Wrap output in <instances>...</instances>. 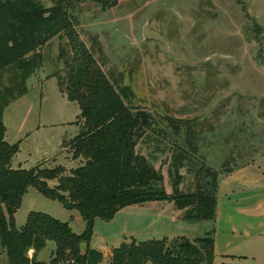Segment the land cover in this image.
<instances>
[{
	"label": "rangeland",
	"instance_id": "rangeland-1",
	"mask_svg": "<svg viewBox=\"0 0 264 264\" xmlns=\"http://www.w3.org/2000/svg\"><path fill=\"white\" fill-rule=\"evenodd\" d=\"M69 1L77 40L86 44L110 78L130 85L137 108L153 115L155 129L146 131L135 150L161 170L166 192L172 190L167 170L176 140L167 117L195 120L198 156L216 169H232L264 155V0H117L112 5L113 0ZM42 3L50 5L49 0ZM144 29L160 37L144 36ZM33 54L40 56L41 64L25 80L27 93L4 109V139L19 145L11 166L29 169L42 162L45 167L62 165L69 172L82 163L65 147L80 131L79 107L60 92L55 74L64 73L70 41L61 32ZM18 73L15 68L1 73L0 84L19 79ZM180 173V191L192 190L191 167ZM56 183L48 180L51 187ZM252 198L256 202L258 194ZM29 211L67 221L75 233L85 227L77 210L64 208L34 187L28 188L14 214L17 228ZM178 211L158 201L126 206L110 220L97 217L90 245L104 253L101 263L108 264V252L122 242L180 235L194 240L214 226L218 248L230 244L231 253L245 256L233 263L264 264V211L251 219L235 207L233 233L231 226L219 223L220 211L214 221H179L174 219ZM53 244L47 242L39 259L48 258ZM0 264H7L1 248Z\"/></svg>",
	"mask_w": 264,
	"mask_h": 264
},
{
	"label": "trees",
	"instance_id": "trees-1",
	"mask_svg": "<svg viewBox=\"0 0 264 264\" xmlns=\"http://www.w3.org/2000/svg\"><path fill=\"white\" fill-rule=\"evenodd\" d=\"M49 2L0 0V74L11 68L19 72V79L7 86L0 84V248L7 264H101L103 253L90 247L95 218L110 220L117 211L134 204L166 201L182 210L181 220L214 221L218 176L231 169L228 165L216 169L198 156L195 120L166 118L176 138L167 170L172 188L168 193L161 170L135 150L146 131L155 129L153 115L137 108L130 85L110 78L86 44L77 40L68 12L70 1ZM116 2L111 1V5ZM61 32L70 41L71 55L63 57V75L55 74L57 86L68 100L78 104L81 125L65 147L82 163L69 172L62 165L45 167L42 162L29 169L13 168L11 161L19 145L4 139V109L27 93L25 80L41 64L40 56L33 53ZM29 54L33 56L27 59ZM158 131L167 137L165 130ZM186 166L191 167L194 188L182 192L180 169ZM52 179L57 183L51 187L48 180ZM29 187L68 210H77L85 221L83 231L77 234L67 221L39 211H29L17 228L14 214ZM214 232L212 226L205 236L194 240L180 235L170 240L122 242L110 250L108 264H238L214 262ZM47 241L55 248L47 262L39 261L37 254Z\"/></svg>",
	"mask_w": 264,
	"mask_h": 264
},
{
	"label": "crops",
	"instance_id": "crops-1",
	"mask_svg": "<svg viewBox=\"0 0 264 264\" xmlns=\"http://www.w3.org/2000/svg\"><path fill=\"white\" fill-rule=\"evenodd\" d=\"M253 194H258V200L256 202L252 198ZM235 207L240 208V211H242L246 216L250 215L249 218L251 219L254 218L258 212L264 211V155L257 156L255 158L253 157L238 166H233L231 171L228 173H219L215 218L217 212L220 211V219L222 220L221 222L219 221V223L226 224L228 228L231 226V229L229 228V230L232 233L233 226H235ZM181 213L182 210H179L174 219L185 221L179 218ZM222 215H224V218H222ZM251 219H246V221L249 222ZM217 246L218 245L214 239L215 263H233L238 261V258H240V261H243L242 258L245 257L244 255H235V253H231L229 249L230 244H228V246L225 245L223 248H218ZM90 247L94 248L91 245ZM54 248L55 245L53 244V248L46 260L39 259L41 253V251H39L37 254V260L47 262ZM97 250L101 251L100 249ZM32 252L33 250L31 249L29 251V255H31ZM109 254L110 252H108V255ZM218 256L221 258L220 262L216 261V257Z\"/></svg>",
	"mask_w": 264,
	"mask_h": 264
},
{
	"label": "water",
	"instance_id": "water-1",
	"mask_svg": "<svg viewBox=\"0 0 264 264\" xmlns=\"http://www.w3.org/2000/svg\"><path fill=\"white\" fill-rule=\"evenodd\" d=\"M143 35L147 36V37H152V38H159L160 37V35L157 34L156 32L148 31L147 29H144ZM80 248H81V250L84 249V244L83 243L80 244Z\"/></svg>",
	"mask_w": 264,
	"mask_h": 264
}]
</instances>
